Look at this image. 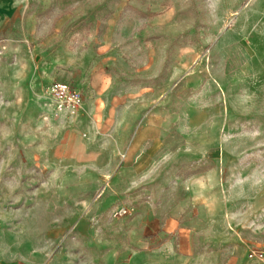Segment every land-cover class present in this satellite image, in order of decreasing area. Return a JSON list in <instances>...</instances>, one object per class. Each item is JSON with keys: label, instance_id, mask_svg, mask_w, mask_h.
Instances as JSON below:
<instances>
[{"label": "rangeland", "instance_id": "obj_1", "mask_svg": "<svg viewBox=\"0 0 264 264\" xmlns=\"http://www.w3.org/2000/svg\"><path fill=\"white\" fill-rule=\"evenodd\" d=\"M53 82L83 95L76 119ZM254 251L264 0H0V264H263Z\"/></svg>", "mask_w": 264, "mask_h": 264}, {"label": "built area", "instance_id": "obj_2", "mask_svg": "<svg viewBox=\"0 0 264 264\" xmlns=\"http://www.w3.org/2000/svg\"><path fill=\"white\" fill-rule=\"evenodd\" d=\"M44 95L50 98L57 112H78L82 108L83 95L68 83L53 82L45 88ZM249 258L264 264L262 251L252 252Z\"/></svg>", "mask_w": 264, "mask_h": 264}, {"label": "bare ground", "instance_id": "obj_3", "mask_svg": "<svg viewBox=\"0 0 264 264\" xmlns=\"http://www.w3.org/2000/svg\"><path fill=\"white\" fill-rule=\"evenodd\" d=\"M48 98V97H47ZM45 98V100L47 99ZM49 99V98H48ZM48 106H51L53 108V105H50V104H46ZM76 113L77 112H67L66 116H69V117H75L76 116Z\"/></svg>", "mask_w": 264, "mask_h": 264}, {"label": "crops", "instance_id": "obj_4", "mask_svg": "<svg viewBox=\"0 0 264 264\" xmlns=\"http://www.w3.org/2000/svg\"><path fill=\"white\" fill-rule=\"evenodd\" d=\"M83 109L81 108L77 113H76V116L75 117H69V116H66V118L68 119H76V117L80 114V112H82Z\"/></svg>", "mask_w": 264, "mask_h": 264}]
</instances>
